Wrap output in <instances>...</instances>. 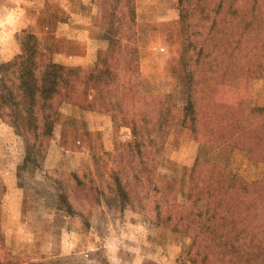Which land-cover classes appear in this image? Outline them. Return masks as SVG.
Returning a JSON list of instances; mask_svg holds the SVG:
<instances>
[{"label": "rangeland", "instance_id": "obj_1", "mask_svg": "<svg viewBox=\"0 0 264 264\" xmlns=\"http://www.w3.org/2000/svg\"><path fill=\"white\" fill-rule=\"evenodd\" d=\"M123 2L0 0V69L34 40L60 64L89 68L109 59L111 41L102 35L100 6L117 7L113 19H119ZM133 3L135 35L124 49L126 60H131L128 71L141 78L143 94L172 92L177 104L184 105L191 61L189 23L181 16L180 0ZM211 21L200 20V33L209 31ZM116 49L119 55V44ZM116 59L114 55L110 61ZM215 99L221 104L264 102V64L257 53L239 55L238 77L219 78ZM199 132L207 131L173 126L158 160L144 168L141 157L154 154L145 130L120 125L110 110L63 103L43 161L28 170L23 168V138L0 117V176L6 186L0 200L1 259L12 264H237L239 253L228 249L222 253L205 228L198 227L196 214L207 209L190 190L203 142ZM261 160L258 154L233 149L230 179L249 183L263 179ZM154 164L161 176L176 181L171 194L168 189L163 194L153 190L149 178ZM119 180L128 193L126 203ZM61 194L72 205V213L61 202ZM261 235L241 237L237 252L243 253Z\"/></svg>", "mask_w": 264, "mask_h": 264}, {"label": "trees", "instance_id": "obj_2", "mask_svg": "<svg viewBox=\"0 0 264 264\" xmlns=\"http://www.w3.org/2000/svg\"><path fill=\"white\" fill-rule=\"evenodd\" d=\"M121 5L119 19H113L118 14L117 7L100 6L98 22L102 35L111 41L109 59L98 60L89 68L60 64L34 40L26 43L23 54L1 65L0 117L23 138V168L40 166L63 103L110 110L120 125L145 130L154 154L148 152L141 157L144 168L147 162L158 160L173 126L189 125L196 131L205 128L207 132H199L203 142L190 183L192 198L207 204L205 212L196 214L200 219L198 227L205 228L222 253L225 249L239 253L237 264H264V178L252 183L231 180L228 171L230 154L235 148L260 155L264 163V106L247 101L221 104L215 99L219 78L238 77L241 53L255 52L259 63L264 64V0H180L181 16L189 23L191 61L184 105L177 104L172 92L143 94L141 78L128 71L131 60H126L124 49L134 40L135 6L133 0H124ZM209 17V31L200 33V20ZM198 35L205 38L198 39ZM114 55L116 62L110 61ZM156 169L155 164L150 165L153 190L163 194L168 189L167 195L171 194V185L176 181L172 176H161ZM162 179L165 183H161ZM5 190L0 176V200ZM119 192L123 201L128 202V193L120 180ZM60 196L72 213L67 197ZM254 232L262 235L243 253L237 252L238 242ZM199 236L198 233L197 240ZM3 246L0 228V252ZM0 264L12 263L4 262L0 255Z\"/></svg>", "mask_w": 264, "mask_h": 264}, {"label": "crops", "instance_id": "obj_3", "mask_svg": "<svg viewBox=\"0 0 264 264\" xmlns=\"http://www.w3.org/2000/svg\"><path fill=\"white\" fill-rule=\"evenodd\" d=\"M257 105H259V106H264V102H263V101L261 102V100H259V101L257 102Z\"/></svg>", "mask_w": 264, "mask_h": 264}]
</instances>
